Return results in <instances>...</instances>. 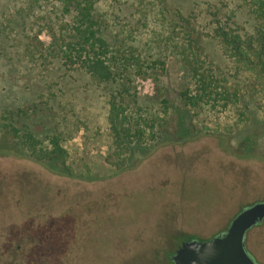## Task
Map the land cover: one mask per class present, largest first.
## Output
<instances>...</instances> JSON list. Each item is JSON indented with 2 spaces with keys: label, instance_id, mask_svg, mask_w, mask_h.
<instances>
[{
  "label": "rangeland",
  "instance_id": "374dc122",
  "mask_svg": "<svg viewBox=\"0 0 264 264\" xmlns=\"http://www.w3.org/2000/svg\"><path fill=\"white\" fill-rule=\"evenodd\" d=\"M131 1L136 11L126 20L134 11ZM29 2L0 0V140L2 126L11 121L21 134L32 131L40 140L59 136L63 154L48 162L34 160L11 135L15 149L0 147V258L19 239L37 253L34 240L50 227L44 240L67 236L62 243H74L73 252L85 256L79 244L94 214V224L106 218L107 230L101 226L97 232L110 235L109 223L124 222L121 233L105 239L123 248L111 250L119 258L137 254V264L160 262L178 234L209 237L238 207L264 198V81L203 33L215 13L240 34L252 31L244 1L105 0L99 6L108 24L124 35L125 27L133 28L132 40L140 45L151 36V22L162 24L170 36L169 21L183 31L186 19L205 17L203 31L195 32L200 56L224 87L239 93L240 102L235 99L224 110L183 109L178 93L189 78L169 43L161 42L155 51L165 68L161 81L174 113L170 117L160 98L152 96L156 86L147 76L126 87L99 83L80 69L25 52L23 46L48 23L44 7L30 9ZM136 20L137 26L129 25ZM111 96L128 105L134 117L138 102L149 115L167 119L155 127L163 129L162 137L139 145L130 139L133 143L119 149L108 121ZM122 195L137 197L131 221L118 213ZM246 247L257 264H264V221L248 232Z\"/></svg>",
  "mask_w": 264,
  "mask_h": 264
},
{
  "label": "trees",
  "instance_id": "16d2710c",
  "mask_svg": "<svg viewBox=\"0 0 264 264\" xmlns=\"http://www.w3.org/2000/svg\"><path fill=\"white\" fill-rule=\"evenodd\" d=\"M104 1L31 0L30 9L35 4L44 7L48 23L36 32L29 45L23 46L24 51L41 54L46 60H57L66 67L80 69L99 83H115L126 87L135 79L147 76L156 86L152 96L160 98L161 105L168 110L164 115L170 117L174 113L167 105L164 80L161 81L165 68L155 51V45L168 42L178 64L189 78L187 85L178 93V100L183 109L210 106L224 110L233 106L236 101L240 102L239 93L224 87L212 68L200 56L195 32L197 28L200 29L199 32L203 31L201 28L205 25L200 22L205 21V17L196 15L186 19L183 31L169 21L168 25L172 27L170 36L162 24L151 22L147 32V35L150 32L151 36H147L148 39L140 45L132 40L133 28L128 30V27H125L124 35V31L108 24L99 9ZM242 1L252 16V31L240 34L228 23L216 19L218 14L215 13L207 22L209 28H205L207 30L203 33L207 37L218 39L230 57L239 63H245V68L251 67L250 69L264 81V0ZM130 3L134 11L130 12V16H126V20L134 15L137 7L132 1ZM129 25L137 26V20L135 24ZM178 29L184 34L183 37L180 36L181 33H177ZM109 105L110 130L119 144V149L124 148L125 142H136L139 145L146 141L155 142L162 137L163 129H155L158 121H167L158 118L161 115H149L146 109H142V104L137 102V115L134 117L133 110L125 103L115 100L114 96H111ZM2 129L4 133L0 147L15 149L17 144L8 139L11 135L18 140L20 147L24 148V153L34 160L48 162L63 154L57 135L47 134L40 140L32 131H24V134H21V129L16 128L11 121L4 124Z\"/></svg>",
  "mask_w": 264,
  "mask_h": 264
},
{
  "label": "flooded vegetation",
  "instance_id": "af4514ba",
  "mask_svg": "<svg viewBox=\"0 0 264 264\" xmlns=\"http://www.w3.org/2000/svg\"><path fill=\"white\" fill-rule=\"evenodd\" d=\"M134 197V196H133ZM132 197L122 195L120 198L117 200V204L121 205V209L118 212L119 215L122 217L127 218V220H130L134 217H129V213L134 212V205L137 204L136 196L134 200L131 199ZM264 198L258 199L256 201L244 204L235 211V214L232 216V218L228 221V223L219 231L214 233L213 235L209 237H197V236H183L178 234L175 236L169 243H167V247L161 256L160 262L159 260L152 261L149 264H174L172 261V257L177 251V249L181 246L183 242L186 241H206L209 239H212L214 237L222 236L228 229L231 221L245 208L258 203V202H263ZM122 213V214H121ZM137 215V213H134ZM113 218V216H112ZM95 216L94 214L92 215L89 226L86 229V232L83 233L84 240L83 242L80 241V247H81V252L85 251V256L78 257V253H74L72 246L74 243L71 242L70 246H66L69 243L63 244L62 240L63 237L67 238V236H61V235H54L51 237V239H45L43 238L44 234H47L49 232L50 234V228L49 230H46V232H41V237H37L34 242L36 243V246L38 249L37 253L33 254L31 253V248L27 243V240L19 239V242L16 245L11 246L8 248L2 258H0V264H137V254L135 256H126L124 257H118L115 252H112L111 250L115 249H123L120 246L117 248L111 247L108 242H105V239L108 240V238L112 235L115 234L116 230L120 232L121 230L124 229L125 224L124 222L117 221V223L113 226H110V223L108 227H111L112 230H110V235L109 232H106L105 234L104 230L106 231L107 228H105L106 224V218H96L97 222L94 224ZM131 221V220H130ZM264 219L256 224L255 226L251 227L245 234L244 237V245H245V250L248 253V255L253 259L251 253L246 247V236L248 232L260 225ZM103 227L104 230L101 231H96V228ZM96 231V237L94 236V232ZM121 233V232H120ZM102 237V238H100ZM57 239V240H56ZM47 240V241H46ZM71 240H69L70 242ZM25 242V244H24ZM72 245V246H71ZM117 245V244H113ZM70 248V249H69ZM69 249V250H68ZM130 257V258H129ZM254 260V259H253ZM255 261V260H254Z\"/></svg>",
  "mask_w": 264,
  "mask_h": 264
},
{
  "label": "water",
  "instance_id": "95a60500",
  "mask_svg": "<svg viewBox=\"0 0 264 264\" xmlns=\"http://www.w3.org/2000/svg\"><path fill=\"white\" fill-rule=\"evenodd\" d=\"M264 219V201L241 211L222 236L186 241L172 257L174 264H257L246 252V232Z\"/></svg>",
  "mask_w": 264,
  "mask_h": 264
}]
</instances>
